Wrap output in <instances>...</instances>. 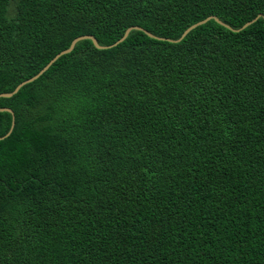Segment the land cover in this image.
<instances>
[{
    "label": "trees",
    "instance_id": "trees-1",
    "mask_svg": "<svg viewBox=\"0 0 264 264\" xmlns=\"http://www.w3.org/2000/svg\"><path fill=\"white\" fill-rule=\"evenodd\" d=\"M264 0H0V94L81 35L234 29ZM1 107L0 264H264V17L90 39ZM12 114L0 111V137Z\"/></svg>",
    "mask_w": 264,
    "mask_h": 264
},
{
    "label": "water",
    "instance_id": "water-1",
    "mask_svg": "<svg viewBox=\"0 0 264 264\" xmlns=\"http://www.w3.org/2000/svg\"><path fill=\"white\" fill-rule=\"evenodd\" d=\"M260 17H264V15L259 14V15H258L256 18H254L253 20H251V21L245 23L241 28H239V29H234V28H232L229 24H227V23L223 22L222 20H220L218 17L212 15V16H209V17H207V18H205V19H203V20H201V21H199V22H197V23H194L193 25L189 26V27H188V28L182 33V35L180 36V38H178V39H170V38H165V37H159V36H156L155 34H153V33L149 32V31H147L146 29H144V28H142V27H140V26H131V27H129V28L125 31V33H124V35L122 36V38H120L118 41H116L115 43H113V44H111V45H100V43L98 42V40L96 39V37L93 36V35H89V34H88V35H81V36L76 37V38L72 41L71 45H70L67 49L61 51V52L58 53L54 58H52V59L50 60V62H49L48 64H46V65H45V66H44V67H43V68H42L37 74H35L34 76H32L31 78H29V79H27V80H24V81L20 82L12 92H3V93H1V94H0V98H1V97H12L14 94L18 93V91L21 89L22 86H24V85H26V84H28V83H30V82H33V81H35L36 79H38L43 73H45V72L50 68V66H51V65H52L57 59H59V57H61V56L64 55V54H68V53L72 52V51L74 50L76 44H77L80 40L90 39V40L93 41L94 45H95L97 48H99V49H105V48L115 47V46L119 45L120 43L124 42V41L126 40V38L129 36V34H130V32H131L132 30H141V31L145 32L147 35H149L150 37H152V38H157V39H160V40H167V41H170V42H179V41H181V40H182V39H183V38H184V37H185V36H186L191 30H193L194 28H196V27L199 26V25H202V24L208 22V21L211 20V19L216 20L218 23H220V24L226 26V27L229 28V29H232V30H234V31H240V30H242V29L248 27L249 25H251V24L254 23L255 21H257ZM0 111H2V112H3V111H6V112H10V113L12 114V124H11V128H10L9 132H8L5 136H1V137H0V140H1V139H4L5 137L9 136V135L12 133V131H13V129H14V126H15V119H16V117H15V112H14V110H13L12 108H10V107H1V106H0Z\"/></svg>",
    "mask_w": 264,
    "mask_h": 264
}]
</instances>
